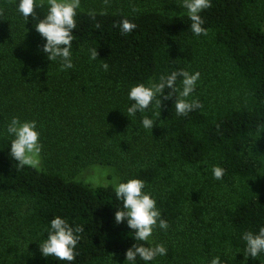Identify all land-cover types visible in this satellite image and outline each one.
<instances>
[{"label": "trees", "instance_id": "trees-1", "mask_svg": "<svg viewBox=\"0 0 264 264\" xmlns=\"http://www.w3.org/2000/svg\"><path fill=\"white\" fill-rule=\"evenodd\" d=\"M158 3L116 0L107 9L81 5L73 31L74 67L62 69L50 61L43 71L22 52L24 47L40 50L45 42L35 29L37 20L25 22L17 0H0V133L12 114L1 93L19 78L33 84L51 78L59 92L73 93L90 106L100 93H111L127 107L131 85L174 70L199 71L187 99L202 104L177 115L175 95L161 97V107L131 119L138 133H145L133 148L116 138L86 136V119L75 117L67 134L51 132L55 157L48 159L49 169L20 167L10 157V137L0 134V264H68L40 252L56 215L84 229L72 264H127L125 253L135 240L126 223L114 220L120 202L112 186L74 179L90 164L116 166L126 171L124 180L136 176L145 181L169 225L155 228L182 241L180 247L170 245L174 262L182 253L191 257L188 264H208L218 255L224 264H264V253L246 260L241 239L244 231L264 225V0H212L201 13L207 35L198 37L182 14V0ZM45 12L46 7L35 9L37 18ZM123 19L136 25L126 34L120 29ZM176 83L182 87L180 78ZM144 115L154 120L152 130L143 128ZM44 128L37 121L47 140ZM70 141L81 145L62 160L59 150H68ZM65 161L71 165L64 167ZM214 165L225 170L221 180L212 175ZM149 264L166 263L159 256Z\"/></svg>", "mask_w": 264, "mask_h": 264}, {"label": "clouds", "instance_id": "clouds-1", "mask_svg": "<svg viewBox=\"0 0 264 264\" xmlns=\"http://www.w3.org/2000/svg\"><path fill=\"white\" fill-rule=\"evenodd\" d=\"M212 0H182L179 5L190 21V30L194 36L207 35V29L203 27L205 21L201 13L210 8ZM17 11L24 18L36 19L35 29L44 39L40 51L45 54L48 61L59 62L62 69L74 67L72 54L74 39L73 31L77 28V14L81 7V0H17ZM45 8L46 12L37 18L35 9ZM95 16V13H90ZM99 27V25H97ZM136 25L128 19L120 22L122 33L131 32ZM98 56L97 50L91 51V58ZM109 65L102 64L107 71ZM200 73L188 70H174L170 73L160 74L158 79L145 83H136L129 87L128 100L131 102L126 108V115L132 119L137 113L151 111L153 107H161L162 99H170L175 95L174 108L177 115H187L202 107L198 99H187L194 92ZM180 78L182 87H177ZM169 90V91H166ZM141 124L144 129H153L154 120L147 115L142 116ZM10 137L9 153L20 167L39 165V153L41 151L40 132L37 129L36 120L21 121L19 117L12 116L5 126V132ZM224 169L218 165L212 167V175L216 180H221ZM115 200L120 202L114 213L117 224L126 223L132 230L135 242L126 250L127 264H138V260L144 264L155 261L159 256L167 254V248L160 243L150 241L155 227L168 228V222L162 218L157 200L151 192L146 190L145 181L132 176L126 180H117L112 183ZM83 227L70 223L67 218L60 215L54 216L46 227L47 236L39 243L40 252L45 257H55L57 261H66L72 264L75 261L76 248L81 239ZM246 260L250 256L258 258L264 253V225L258 231L247 230L242 233ZM221 256H213L208 264H224Z\"/></svg>", "mask_w": 264, "mask_h": 264}, {"label": "rangeland", "instance_id": "rangeland-1", "mask_svg": "<svg viewBox=\"0 0 264 264\" xmlns=\"http://www.w3.org/2000/svg\"><path fill=\"white\" fill-rule=\"evenodd\" d=\"M115 1L81 0V5L89 9H94L98 6L107 9L112 6L109 5V2L113 3ZM120 3H123V0H120ZM149 3L150 5L159 4L158 0H149ZM22 52L28 62L33 64L34 67H38L43 71L48 69V65L51 62L42 55L38 48L24 47L22 48ZM51 80V78H43V80L33 84L32 80L19 78L9 82L1 93L12 112L11 117L17 116L21 121L35 120L32 116L34 112L39 116L36 120L46 127L43 130L47 129L49 132L46 136L47 140L40 134L42 147L39 153L38 168L49 169L47 161L49 158L55 157V153L50 149L48 141V138L52 137L51 132L62 133L65 131V134H67V131L72 130L75 117L77 119L83 117L86 119V136H92L93 138L101 137L104 140L109 137L116 138L117 140L126 142L132 148L134 146L138 147L140 141L145 138V133L139 134L131 122L132 120L125 114L127 107L118 96L111 93H100L95 102L91 103L90 106L86 99L77 97L73 93L66 94L65 92H59L58 82ZM92 137L90 139L94 140ZM71 142L73 141L67 144L69 151L60 148L59 153L62 160H67V157L72 155L74 150L81 145L80 142L70 144ZM124 142L122 143L125 144ZM68 165H71V162H66L64 167ZM126 174V171L116 166L90 164L76 171L73 176L76 180L97 187L112 186L113 181L124 180ZM158 230L154 228L150 240L153 243H160L166 246L167 254L163 256L164 262L166 264L167 262L188 264L187 261L191 257H185L182 253H179L177 255L179 262L176 263L168 255L170 245L180 247L179 243L182 241L176 239L172 233L161 230L159 232Z\"/></svg>", "mask_w": 264, "mask_h": 264}]
</instances>
